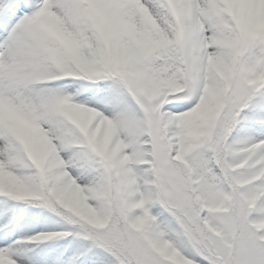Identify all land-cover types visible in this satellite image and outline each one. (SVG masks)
Wrapping results in <instances>:
<instances>
[{
  "label": "snow or ice",
  "instance_id": "6c2138e0",
  "mask_svg": "<svg viewBox=\"0 0 264 264\" xmlns=\"http://www.w3.org/2000/svg\"><path fill=\"white\" fill-rule=\"evenodd\" d=\"M0 264H264V0H0Z\"/></svg>",
  "mask_w": 264,
  "mask_h": 264
}]
</instances>
